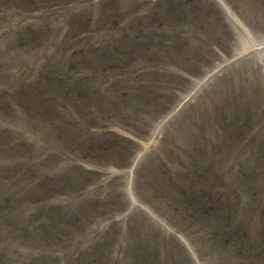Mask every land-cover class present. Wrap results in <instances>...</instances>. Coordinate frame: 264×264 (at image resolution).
I'll use <instances>...</instances> for the list:
<instances>
[{"label": "rangeland", "instance_id": "1", "mask_svg": "<svg viewBox=\"0 0 264 264\" xmlns=\"http://www.w3.org/2000/svg\"><path fill=\"white\" fill-rule=\"evenodd\" d=\"M0 264H264V0H0Z\"/></svg>", "mask_w": 264, "mask_h": 264}]
</instances>
